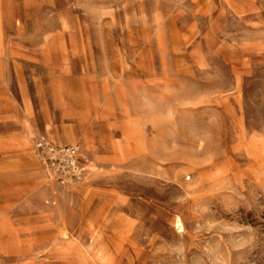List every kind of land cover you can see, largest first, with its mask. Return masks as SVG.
Wrapping results in <instances>:
<instances>
[{
	"label": "rangeland",
	"instance_id": "obj_1",
	"mask_svg": "<svg viewBox=\"0 0 264 264\" xmlns=\"http://www.w3.org/2000/svg\"><path fill=\"white\" fill-rule=\"evenodd\" d=\"M0 264H264V0H0Z\"/></svg>",
	"mask_w": 264,
	"mask_h": 264
},
{
	"label": "built area",
	"instance_id": "obj_2",
	"mask_svg": "<svg viewBox=\"0 0 264 264\" xmlns=\"http://www.w3.org/2000/svg\"><path fill=\"white\" fill-rule=\"evenodd\" d=\"M49 173L60 181L79 178L84 171L83 158L75 144H54L40 137L35 142Z\"/></svg>",
	"mask_w": 264,
	"mask_h": 264
}]
</instances>
